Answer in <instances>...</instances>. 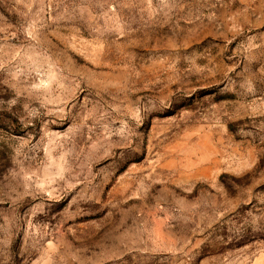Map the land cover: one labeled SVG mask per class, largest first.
I'll use <instances>...</instances> for the list:
<instances>
[{
    "label": "rangeland",
    "instance_id": "obj_1",
    "mask_svg": "<svg viewBox=\"0 0 264 264\" xmlns=\"http://www.w3.org/2000/svg\"><path fill=\"white\" fill-rule=\"evenodd\" d=\"M261 251L264 0H0V264Z\"/></svg>",
    "mask_w": 264,
    "mask_h": 264
},
{
    "label": "crops",
    "instance_id": "obj_2",
    "mask_svg": "<svg viewBox=\"0 0 264 264\" xmlns=\"http://www.w3.org/2000/svg\"><path fill=\"white\" fill-rule=\"evenodd\" d=\"M231 264H264V251L257 253L251 260L235 261Z\"/></svg>",
    "mask_w": 264,
    "mask_h": 264
}]
</instances>
